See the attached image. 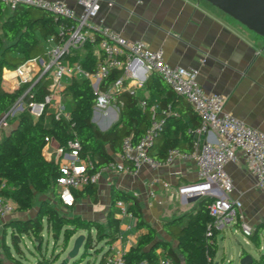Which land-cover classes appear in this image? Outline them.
<instances>
[{"label": "trees", "instance_id": "trees-1", "mask_svg": "<svg viewBox=\"0 0 264 264\" xmlns=\"http://www.w3.org/2000/svg\"><path fill=\"white\" fill-rule=\"evenodd\" d=\"M6 11L7 6L0 2V115L6 113L26 89V85H23L14 91H6L3 87L4 68L14 69L27 60L44 56L48 37L54 36L59 42L68 35L74 23L65 17L57 18L51 12L22 4L9 13ZM62 24L65 28L60 33L58 26ZM99 40L100 35L97 34L94 40H88L80 47L84 49V53H80V48H77L64 55V58L71 64L79 61L84 68L92 70L96 62L94 46ZM123 74V69H113L110 76L103 81L101 89L106 90ZM48 84L49 81L44 77L34 84L32 87L34 99H43L49 91ZM124 84H127L126 80ZM146 85L148 96L129 90H123L115 95L114 103L119 107L118 119L108 129L103 130L92 120L98 92L93 89L88 78L71 75L63 90L70 111L69 119L43 115L35 120L27 111L11 119L10 128L15 125L16 127L11 132L9 128L0 138V184L6 180L10 188L0 189V192L12 197L17 203V210L21 212L33 208L36 193L51 191L60 200L57 183L60 169L54 160H48L44 155V147L47 144L45 138L52 137L61 147H68V142L77 138L81 144L80 157H90L97 161L91 170L96 172L121 151L124 137L131 136L133 142L140 140L150 124L153 115L150 111L152 105H157L155 116L162 118L164 125L149 147L148 153L158 160H164L168 150L173 147L193 151L195 137L189 129H197L200 120L192 107L187 108L188 119L180 112L173 113L172 108L183 100L155 72H152ZM142 99L147 103L144 108L140 106ZM95 195L96 183H89L82 189L74 191L75 200L81 196ZM119 199L127 202L128 212L136 218L137 228L147 229L141 234L138 242L126 251L124 264H140L144 260L154 264L159 249L171 258V264H215L214 259L219 249V231L213 226L215 219L210 211L214 197L208 195H198L195 200L189 202L186 210L174 212L170 218L163 221L165 232L177 243L176 248H173L169 241L156 237V230L145 220L137 197L115 186L111 187L112 203L105 224L77 215H68L61 212L54 203L43 200L32 218L10 219L8 225L12 228V242L19 250L18 238L14 234L20 237V241L22 236H28L36 241L42 239L43 231L46 229L56 238L63 234L62 243L67 247L72 235L85 230L87 238L84 253H86L94 242H113L119 236L121 219L114 215L115 203ZM263 231L264 222H261L249 236L258 249L260 233ZM5 236L6 231L4 240ZM37 250L42 256L35 262L25 263L21 262V259H16L7 245L4 248L6 256L14 264H51L59 259V255L55 257V254L48 258L43 253L41 245L37 244ZM109 252L108 249L102 253L98 264H104ZM246 254L248 253L244 251L240 257ZM81 260L82 258L73 264ZM0 264L7 263L0 259ZM249 264H264V252L259 258L253 257Z\"/></svg>", "mask_w": 264, "mask_h": 264}, {"label": "built area", "instance_id": "built-area-1", "mask_svg": "<svg viewBox=\"0 0 264 264\" xmlns=\"http://www.w3.org/2000/svg\"><path fill=\"white\" fill-rule=\"evenodd\" d=\"M102 0H78L81 11L63 0H0L10 10L18 5L31 4L47 11L55 12V17H65L74 23L68 35L59 42L54 36L48 37L45 43V54L40 58L27 60L14 69L4 68L3 87L6 91H14L26 85L25 91L17 98L0 120V131L10 128L11 119L27 111L33 119L54 116L57 119H69L70 111L65 102L63 90L69 80V75L88 78L93 89L98 92L94 105L97 111H107L114 103L115 95L123 90L136 92L133 85L127 81V68L136 59L142 61L152 73H157L166 84L179 96L184 98L199 117L200 126L189 129L194 132H205L206 138L202 148L195 142L193 151L170 148L164 160H158L148 153L149 147L162 130L164 120L155 116L157 105H152L153 112L149 126L144 135L137 142L131 136L123 138L121 151L96 172L91 171L97 161L90 157L81 158V144L77 138L68 142V147L57 144L51 149L52 137H46L44 155L48 160H54L60 169L58 177V193L61 202L66 206L75 203L74 191L82 189L89 183H97L104 171L132 173L142 166H148L156 171L162 166H169L176 161L192 162L196 167L197 181L180 188L181 194L189 196L194 193L214 197L210 204V211L214 216L213 226L239 225L242 232L249 237L254 229L242 211L243 203L233 198L230 193L234 190L232 176L226 166L243 160L247 169L255 180V186L264 190V132L260 131L244 120L225 111V96L219 93L207 92L198 80L199 70L182 66H172L164 57L163 49H151L143 40L128 38L99 17ZM98 19L97 22H93ZM65 26L59 25L62 33ZM100 35L98 53L92 70L83 67L76 61L69 63L64 55L80 48L88 40H94ZM113 69H123L124 74L113 82L106 90H102V83L110 76ZM44 77L49 81L48 93L41 100L34 99L32 87ZM68 78V79H67ZM125 80L127 84H124ZM143 85V81H138ZM146 101L142 99L140 106L144 108ZM10 188L3 180L0 189ZM154 195V191H150ZM121 216L131 215L127 209V202L119 199L115 203ZM17 210L16 201L0 192V221L12 215ZM122 238L123 235L119 234ZM126 251L121 248H111L106 255L104 264H124ZM169 256L158 251L154 264H171ZM55 264V263H51ZM140 264H151L144 260Z\"/></svg>", "mask_w": 264, "mask_h": 264}, {"label": "crops", "instance_id": "crops-1", "mask_svg": "<svg viewBox=\"0 0 264 264\" xmlns=\"http://www.w3.org/2000/svg\"><path fill=\"white\" fill-rule=\"evenodd\" d=\"M63 1L81 11L78 0ZM10 11L7 7L6 12ZM99 17L128 38L143 40L151 49H163L165 60L172 66L198 69V80L204 89L225 96V111L264 132V37L206 0H102ZM79 51L85 52L83 48ZM98 51V45H95L94 53ZM126 73L127 81L133 85L136 93L148 96L146 82L152 73L142 61L134 60ZM138 81H143V85H138ZM182 100L172 108V112H180L188 119L187 108L190 104L184 98ZM117 119L118 111L113 104L107 111H97L94 122L98 121L100 128L106 130ZM7 130L0 131V138ZM55 146L57 143L52 140L51 149ZM226 168L234 182L230 196L242 201L244 215L247 204L260 209L264 205V190L255 186L254 177L245 162L229 163ZM196 181V167L190 161L178 160L156 171L146 165L132 173L104 171L96 183V198L81 196L72 206L62 204L60 211L105 224L112 203L111 187L115 186L137 197L145 220L156 230V237L169 241L176 248L177 243L165 232L163 221L174 212L189 207V195L181 194L179 190ZM151 190L154 195L150 194ZM43 200L47 198L41 197L40 202ZM31 210H16L8 217L30 219ZM114 211V215L121 219L119 234L123 237L118 236L113 242H103L109 243V250L116 247L128 251L147 229L137 228L133 215L121 216L116 205ZM217 229L218 242L219 238L224 240L232 231L229 225ZM82 232L86 233L81 230L76 236ZM225 253L221 257L222 263L226 258ZM232 257L231 254L227 259L229 264H233ZM216 260L217 254L214 262L219 264Z\"/></svg>", "mask_w": 264, "mask_h": 264}, {"label": "rangeland", "instance_id": "rangeland-1", "mask_svg": "<svg viewBox=\"0 0 264 264\" xmlns=\"http://www.w3.org/2000/svg\"><path fill=\"white\" fill-rule=\"evenodd\" d=\"M95 123L99 126L98 121H95ZM41 197H46L47 200L50 202L53 201L54 204L58 206L59 210L63 209L62 203L51 191H48L43 194L36 193L35 203L29 214L31 218L34 216V211L38 206V204L40 203ZM26 216H28V214H26ZM245 216L253 226V229L255 230L259 222L264 221V205L260 209H255V207H253L252 205L247 204L245 206ZM10 219L11 218L8 217L0 221V259L5 261L7 264H14L8 259L4 251L5 245H7V247L10 249L11 254L16 259H21V262H25V263L35 262L38 259V257L42 256L37 250L38 240L33 241L28 236H24V237L22 236V240L20 241V237H19L18 238L19 250L15 248V245L12 242V235H13L12 228L11 226L8 225ZM229 226H231L232 231L229 234H227L224 240H221V238H219V242H218L219 249L217 252L216 262L218 261L219 264H229V261L227 259L232 254L233 264H240L241 259L239 258V255L241 252L246 251L248 254H251L255 258L259 257L260 253L264 252V231L260 233V248L258 249L249 239V237H247L242 232V229L240 228L239 225L233 224ZM5 231H6V236L4 240ZM93 233L95 232L93 231ZM75 237H76V233L70 237L68 246L64 247L62 243L63 234H61L59 238H56L55 235H53L50 232H47V230L45 229V231H43L42 239L39 245H41L43 253L46 254L48 258L52 254H55V257L59 255V259L55 261V264H59L62 261V259L66 256L69 247H71ZM109 246H110L109 243L106 242H94L93 247L88 248L87 249L88 252L84 253L82 256V253L85 251V247L83 246L81 247L79 254L75 258L71 259V263L75 260L80 259L81 257L82 260L77 264H98L103 251H106L109 248ZM95 247H97L98 249L96 250ZM224 252H226L225 253L226 258L222 263L221 257L224 254Z\"/></svg>", "mask_w": 264, "mask_h": 264}, {"label": "water", "instance_id": "water-1", "mask_svg": "<svg viewBox=\"0 0 264 264\" xmlns=\"http://www.w3.org/2000/svg\"><path fill=\"white\" fill-rule=\"evenodd\" d=\"M215 7L219 8L226 14L230 15L241 24L245 25L248 29L254 31L255 33L264 37V0H206ZM29 7H35L40 10L47 11L43 8L33 6L31 4H24ZM51 12V11H48ZM52 14H56L55 12H51ZM5 113L0 115V120L4 117ZM92 120H95V114H93ZM16 127V125H15ZM10 128V132L15 128ZM102 129V128H101ZM193 136L198 141L199 149L202 148L205 143L206 133L205 132H194ZM198 193H194L193 195L188 197V201L191 202L198 197ZM16 238H19L18 235H15ZM87 238V233L78 234L71 247L66 254V256L62 259L59 264H73L71 263V259L75 258L79 252L81 247H85ZM41 239H38V245L40 244ZM93 247V245L89 246V248ZM84 252L82 253V255ZM81 258V257H80ZM253 260V256L251 254H246L241 257L240 264H249ZM76 261V260H75ZM216 264V263H215Z\"/></svg>", "mask_w": 264, "mask_h": 264}]
</instances>
